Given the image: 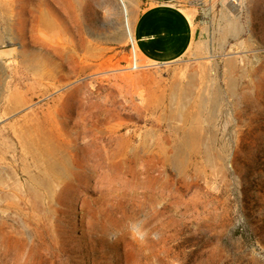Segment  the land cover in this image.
I'll return each instance as SVG.
<instances>
[{"label":"rangeland","instance_id":"rangeland-1","mask_svg":"<svg viewBox=\"0 0 264 264\" xmlns=\"http://www.w3.org/2000/svg\"><path fill=\"white\" fill-rule=\"evenodd\" d=\"M189 4L154 64L139 0H0V264H264V0Z\"/></svg>","mask_w":264,"mask_h":264},{"label":"crops","instance_id":"crops-1","mask_svg":"<svg viewBox=\"0 0 264 264\" xmlns=\"http://www.w3.org/2000/svg\"><path fill=\"white\" fill-rule=\"evenodd\" d=\"M192 0H139L133 40L144 63L163 64L184 56L195 38Z\"/></svg>","mask_w":264,"mask_h":264},{"label":"bare ground","instance_id":"bare-ground-1","mask_svg":"<svg viewBox=\"0 0 264 264\" xmlns=\"http://www.w3.org/2000/svg\"><path fill=\"white\" fill-rule=\"evenodd\" d=\"M232 1L234 3H238V0H232ZM61 8L58 7V9H61ZM56 11H57V9H56ZM56 11L53 10L52 8H49V7L44 8L43 14H42L41 20H40V22H42V23L40 25L39 31L40 32H46V31H49L50 29L54 28L60 32V34H59L60 37H65V40L72 42L68 26H66L63 23V21L60 19V17L58 16ZM59 41L65 47L70 46L69 44H67L63 40H59Z\"/></svg>","mask_w":264,"mask_h":264},{"label":"clouds","instance_id":"clouds-1","mask_svg":"<svg viewBox=\"0 0 264 264\" xmlns=\"http://www.w3.org/2000/svg\"><path fill=\"white\" fill-rule=\"evenodd\" d=\"M146 219L140 218L134 221H130L127 227V231L130 235V238L143 243L149 238V230L145 227ZM118 233H112L110 239H114ZM156 238V234L152 233V239Z\"/></svg>","mask_w":264,"mask_h":264},{"label":"water","instance_id":"water-1","mask_svg":"<svg viewBox=\"0 0 264 264\" xmlns=\"http://www.w3.org/2000/svg\"><path fill=\"white\" fill-rule=\"evenodd\" d=\"M8 51H4V53H7Z\"/></svg>","mask_w":264,"mask_h":264}]
</instances>
